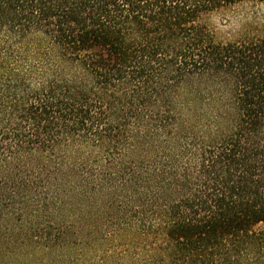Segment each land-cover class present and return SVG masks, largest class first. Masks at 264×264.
<instances>
[{"label": "trees", "instance_id": "16d2710c", "mask_svg": "<svg viewBox=\"0 0 264 264\" xmlns=\"http://www.w3.org/2000/svg\"><path fill=\"white\" fill-rule=\"evenodd\" d=\"M0 264H264V0H0Z\"/></svg>", "mask_w": 264, "mask_h": 264}]
</instances>
